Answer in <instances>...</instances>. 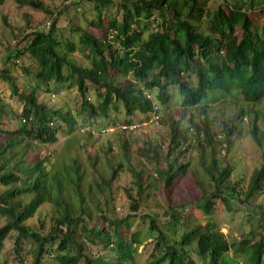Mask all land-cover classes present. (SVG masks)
<instances>
[{
    "label": "trees",
    "instance_id": "16d2710c",
    "mask_svg": "<svg viewBox=\"0 0 264 264\" xmlns=\"http://www.w3.org/2000/svg\"><path fill=\"white\" fill-rule=\"evenodd\" d=\"M15 1L52 15L40 1ZM67 1L49 31L17 35L26 47L0 50V264H139L144 223L155 235L147 264H264V116L255 111L264 104V0ZM70 92L75 109L53 104ZM237 97L241 108L220 136L208 120L170 111ZM157 116L167 153L137 150L154 174L132 166L127 142L104 166L97 155L82 163L54 150L84 117L106 131ZM249 137L262 155L248 177L229 159ZM191 152L199 174L182 162ZM123 172L134 190L118 216L114 184ZM187 176L200 193L173 204ZM237 212L252 230L232 241L219 219Z\"/></svg>",
    "mask_w": 264,
    "mask_h": 264
},
{
    "label": "rangeland",
    "instance_id": "374dc122",
    "mask_svg": "<svg viewBox=\"0 0 264 264\" xmlns=\"http://www.w3.org/2000/svg\"><path fill=\"white\" fill-rule=\"evenodd\" d=\"M44 4L47 10L52 15L36 12L30 8H22L17 4L15 0H3L0 4V50L12 49L16 47L18 49L24 48L28 43H22L21 38L19 44H16L15 36L23 37L27 33H32L36 30L49 31V24H52L53 17L67 4V0H35ZM78 2L79 0H70ZM216 1L207 3L209 8H215ZM122 13V12H121ZM157 17V13L155 15ZM6 18L12 31H9L3 27L2 19ZM76 22V21H75ZM85 27V23H82ZM75 92L65 93L57 96L53 99V104L60 105L64 108L75 109ZM241 108L240 98H232L225 101L220 105L208 106L199 110L184 111L179 106L173 105L171 108L172 116L176 119L189 118L191 114L198 121L208 120L211 123L213 131L220 136V130L222 125L230 120L235 114L239 112ZM260 116H264V104L258 106L255 109ZM162 115V114H161ZM79 129L77 133L70 139L61 137L60 142L54 147L58 156H70L71 158H78L82 163H85L87 156L93 158L97 155L100 165L104 166L108 161L106 154H118L119 145L127 142L128 152L131 159V164L138 170H143L145 175L154 174L156 170V164L145 159H141L137 150H148L150 148H159L164 154L167 153L168 146V131L164 122L159 125H145L146 123L139 125L134 133H124L122 131L123 125H118L112 129L106 131H94L91 127L89 120L84 117L78 121ZM104 132V133H103ZM222 141V139H221ZM237 147L234 148L232 153L233 161L229 159V162L238 163V170L243 172L246 176H250L252 172L261 163V151L254 145L252 138L246 140L238 139L236 143ZM112 149V153L107 152ZM86 150V151H85ZM221 155V153L219 154ZM112 163L115 162L114 156H111ZM235 160V161H234ZM142 162V164H139ZM182 162L192 165V172L195 174L200 173L199 157L196 152L187 154ZM156 178V176H155ZM200 181L203 179L198 178ZM133 178L130 172H123L119 180L114 184V208L116 215L120 216L126 214L129 209V201L126 197V190L133 191ZM200 193V188L196 184V179L192 176L181 178L176 185L173 196V204L178 202L180 198L187 201V199L196 198ZM163 206V202H161ZM157 211L161 214L163 209L159 208ZM203 220V219H202ZM3 225V221H0V227ZM101 226V225H100ZM219 229L227 239L232 241H240L245 239L252 230L251 225L246 221L243 213L237 212L234 217H221L219 219ZM142 235L140 237L141 246L138 253V263L147 264L151 259L153 253V242L155 241V235L151 232L148 223H144L142 229ZM11 242L8 241L7 249H10Z\"/></svg>",
    "mask_w": 264,
    "mask_h": 264
},
{
    "label": "built area",
    "instance_id": "2783aa9c",
    "mask_svg": "<svg viewBox=\"0 0 264 264\" xmlns=\"http://www.w3.org/2000/svg\"><path fill=\"white\" fill-rule=\"evenodd\" d=\"M160 124V118L154 117L152 118L148 123H146L145 125H159ZM124 131H129V132H135L137 129H139L138 126H125L122 128Z\"/></svg>",
    "mask_w": 264,
    "mask_h": 264
}]
</instances>
